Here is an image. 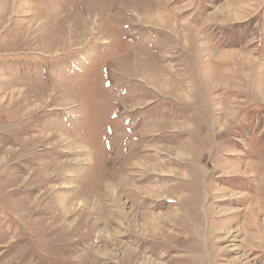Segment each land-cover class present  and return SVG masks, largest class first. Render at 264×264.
Listing matches in <instances>:
<instances>
[{"label":"rangeland","instance_id":"1","mask_svg":"<svg viewBox=\"0 0 264 264\" xmlns=\"http://www.w3.org/2000/svg\"><path fill=\"white\" fill-rule=\"evenodd\" d=\"M192 261L264 264V0H0V264Z\"/></svg>","mask_w":264,"mask_h":264},{"label":"bare ground","instance_id":"2","mask_svg":"<svg viewBox=\"0 0 264 264\" xmlns=\"http://www.w3.org/2000/svg\"><path fill=\"white\" fill-rule=\"evenodd\" d=\"M176 26V25H175ZM157 79H159V78H157ZM170 79V78H169ZM203 83V82H202ZM165 84V83H164ZM209 93H211V92H209ZM210 100V99H209ZM206 122V121H205ZM213 159V158H212ZM99 243V242H98ZM191 260V259H190ZM184 262H187V260H184ZM191 264H193L194 263V261H192V262H190Z\"/></svg>","mask_w":264,"mask_h":264}]
</instances>
